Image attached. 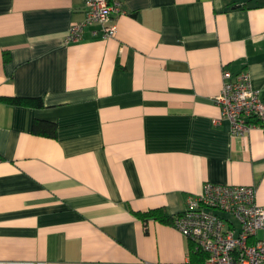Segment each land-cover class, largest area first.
Masks as SVG:
<instances>
[{
  "label": "crops",
  "instance_id": "1",
  "mask_svg": "<svg viewBox=\"0 0 264 264\" xmlns=\"http://www.w3.org/2000/svg\"><path fill=\"white\" fill-rule=\"evenodd\" d=\"M115 33L82 0H0V264H189L171 222L206 183L264 204V125L215 119L222 73L264 101V0H120ZM55 124L54 136L33 132Z\"/></svg>",
  "mask_w": 264,
  "mask_h": 264
},
{
  "label": "built area",
  "instance_id": "2",
  "mask_svg": "<svg viewBox=\"0 0 264 264\" xmlns=\"http://www.w3.org/2000/svg\"><path fill=\"white\" fill-rule=\"evenodd\" d=\"M84 19L73 21L67 40L80 38L83 25L98 23L105 36L115 33L112 16L122 13L120 0H82ZM220 108L215 122L229 121L233 136L264 125V101L247 71L224 69L220 91L214 97ZM172 224L202 252V264H264V204L255 199L252 185L206 183L189 194Z\"/></svg>",
  "mask_w": 264,
  "mask_h": 264
},
{
  "label": "trees",
  "instance_id": "3",
  "mask_svg": "<svg viewBox=\"0 0 264 264\" xmlns=\"http://www.w3.org/2000/svg\"><path fill=\"white\" fill-rule=\"evenodd\" d=\"M0 100L11 104H25L42 106L43 102L40 97H22V96H0ZM55 124L49 121L34 120L32 130L35 133L43 134L46 136H54ZM137 215L142 219L153 218L166 223H172L174 215L169 214L164 207L149 209L145 212H137ZM191 245V261L189 264H202L204 255L202 252L194 251L193 244Z\"/></svg>",
  "mask_w": 264,
  "mask_h": 264
}]
</instances>
